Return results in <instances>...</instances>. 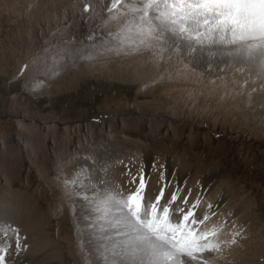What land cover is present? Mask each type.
Listing matches in <instances>:
<instances>
[{"label":"rangeland","instance_id":"obj_1","mask_svg":"<svg viewBox=\"0 0 264 264\" xmlns=\"http://www.w3.org/2000/svg\"><path fill=\"white\" fill-rule=\"evenodd\" d=\"M81 2L0 0V211L11 212L0 213V226L10 222L27 233L28 264H96L79 210L85 201L74 198L73 212L60 184L79 177L86 183L78 191L90 195L88 179L104 189V173L140 166L132 160L143 162L150 153L140 174L150 185L148 178L160 180L168 192L161 205L176 193L187 207L200 204L197 216L216 213L207 227H216L211 220L220 216L228 234L241 231L213 264H264V77L252 64L238 71L242 60L227 56L178 75L175 57L156 64L148 52L65 58L56 75H42L31 63L42 48L62 39L73 40L72 48L88 43L98 19H80L71 6ZM41 79L44 86L33 91ZM152 162L165 174L170 165L174 178H159ZM133 188L118 189L126 195ZM207 197V203L221 201L219 212L202 208Z\"/></svg>","mask_w":264,"mask_h":264},{"label":"snow or ice","instance_id":"obj_2","mask_svg":"<svg viewBox=\"0 0 264 264\" xmlns=\"http://www.w3.org/2000/svg\"><path fill=\"white\" fill-rule=\"evenodd\" d=\"M71 7L78 9L80 19H98V23L87 36L88 43L72 48L73 40L62 39L32 57L33 66L49 78L57 74L65 58L91 61L141 52L150 53L156 64L175 57L181 65L178 75L195 71L194 65L204 59L227 56L230 60H242L238 71L243 72L244 66L252 64L257 77H264V0H82ZM27 68L28 64L23 65V69ZM44 83L37 80L32 90L42 88ZM85 183L79 177L63 179L62 196L73 212L71 201L80 197L88 203L89 212L102 213L97 219L121 230L126 237L125 248L131 253L125 264H213L224 248L237 244V237L241 236V231L233 228L230 239H220L223 225L207 227L210 217L196 215L198 203L173 209L171 204L177 200L187 205V199L176 193L170 196L171 203L161 205L162 189L154 202L146 205L143 177L134 181L138 186L126 195L101 189L90 179L87 184L94 191L90 195L78 191ZM176 211L179 217L173 222L171 215ZM0 233L4 237L0 243V264H15L14 257L26 249V238L10 222L0 226ZM102 258L104 264H119L109 259L107 253H102Z\"/></svg>","mask_w":264,"mask_h":264},{"label":"bare ground","instance_id":"obj_3","mask_svg":"<svg viewBox=\"0 0 264 264\" xmlns=\"http://www.w3.org/2000/svg\"><path fill=\"white\" fill-rule=\"evenodd\" d=\"M150 158H151L150 157V153H144V159H145L143 161L144 165L143 164H141L140 166L139 165H129V166H126L124 168L121 167L120 168L121 172H120V170H118V168H116V169L112 170L111 172L104 173L103 176L100 179L106 183L105 188L111 189L113 191H117L118 193H120V190L118 188H120L122 186H125V189H126L127 186L135 188V187H137V184L134 183V181L138 177H140L142 175V174H140V170L144 169L147 161H149ZM166 170L168 171V168ZM171 170H172V167L170 166V171ZM92 173H93V177H96L97 173H94V172H92ZM145 175H146V173H145ZM151 175L153 176V174H151ZM210 176H211V174L206 176L207 177L206 182H207V180H209L208 178ZM141 177H144V176H141ZM175 178H177V177H175ZM180 178H181V176H180ZM148 181L151 182V185L146 183V188L144 189V197H145L146 205L151 202V200L149 199L150 196H152L154 194L153 196L156 197L161 192L158 189L161 186L159 179H157V178H154V179L148 178ZM152 187L157 189L156 193H154V191L152 190L153 189ZM162 188H160V189H162ZM210 188H211V183H209V185L205 188L204 192L201 193V195L206 197V195H207V193H208ZM184 190H185V188L182 189V193L184 192ZM177 192H178V190H177ZM187 192H189V193L191 192V190L189 189V186H188V191ZM129 193H130V191H129ZM167 195H168V192L167 191L165 192V190H163V199H165L167 197ZM202 196H200V197L198 196V199L199 198H203ZM179 197L185 198L184 196H179ZM207 200H210V199L207 197L206 202L203 201L204 202L203 203L204 210H206V211H209V210L218 211V209L221 207V204H222L221 201H215V203H214V201H212L210 203V205H209V204H207ZM180 201L181 200H177V203H179ZM164 202H166V201H164ZM177 203H174L172 205V207L173 206L175 207L177 205ZM197 203L198 202H196V204ZM182 205L184 206V204H182ZM199 205L200 204H198V207H199ZM88 208H89V205H88V203L86 201H85V203H82L79 206L80 213H82L81 214L82 215L81 218L84 220V224H83L84 225V231L86 232V236H87V238H88V240L90 242L89 243L90 252H91L92 256L95 258L96 264H104V261H103V258H102V253H107L109 259L117 260V261H119V264H125V261L128 260L130 258V256H131L130 250H126L125 245H124V240L126 239V237L121 234V230L120 229L113 228L110 225L105 224L104 221L97 219V217L102 215L101 212H89ZM220 210L221 209H219V211ZM0 213L3 216V218H7L8 216L11 215L10 211H8V212L0 211ZM219 217L220 216H217V217L213 218L211 220V224H213L215 226L222 225L221 222H220ZM227 217H228V215H227ZM172 220L174 221V218H172ZM210 227H211V225H210ZM34 228H37V226L35 225ZM229 228H231V227H229ZM95 232L99 233V234H102V236L100 238H98V239L95 238V240H93L94 238L92 237V235H94ZM222 232H223L224 236L223 237L220 236L219 237L220 239H230L231 238V235L228 234L225 231L224 227H222ZM220 235H222V234H220ZM41 244H44V243L41 242ZM113 253H115V255H113ZM137 255L138 256H143L142 253H138ZM48 264H53V261H48Z\"/></svg>","mask_w":264,"mask_h":264}]
</instances>
